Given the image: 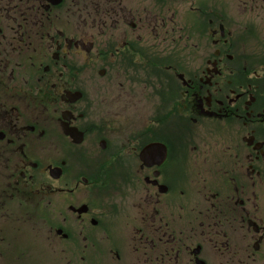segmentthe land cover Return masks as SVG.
Masks as SVG:
<instances>
[{"label": "flooded vegetation", "instance_id": "1", "mask_svg": "<svg viewBox=\"0 0 264 264\" xmlns=\"http://www.w3.org/2000/svg\"><path fill=\"white\" fill-rule=\"evenodd\" d=\"M254 23L204 0H0V264H264Z\"/></svg>", "mask_w": 264, "mask_h": 264}, {"label": "rangeland", "instance_id": "2", "mask_svg": "<svg viewBox=\"0 0 264 264\" xmlns=\"http://www.w3.org/2000/svg\"><path fill=\"white\" fill-rule=\"evenodd\" d=\"M204 1H206L207 4L226 7L228 15L233 16L237 21L239 20L242 21L244 24H246L248 20L254 21L255 23L252 27V31L255 35V38L250 41H253V45L256 44V46L258 45L257 42H259V44L264 47V23L260 21L259 19H256V18L254 19L250 17L251 16L250 14H245L243 17L240 16L237 10V7L240 5L239 3L240 0H204ZM195 2L197 4L199 3V0H195ZM24 244H27V241L24 240ZM37 251H38V248H36L34 252H37ZM25 256L27 257L24 258L23 260L28 262V259L31 255H28L27 253H25Z\"/></svg>", "mask_w": 264, "mask_h": 264}, {"label": "trees", "instance_id": "3", "mask_svg": "<svg viewBox=\"0 0 264 264\" xmlns=\"http://www.w3.org/2000/svg\"><path fill=\"white\" fill-rule=\"evenodd\" d=\"M250 4H253V5H264V0H249Z\"/></svg>", "mask_w": 264, "mask_h": 264}]
</instances>
